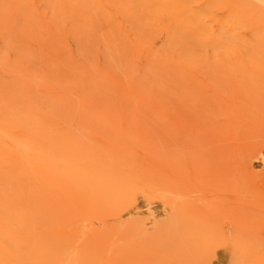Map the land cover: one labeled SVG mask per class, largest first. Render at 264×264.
I'll list each match as a JSON object with an SVG mask.
<instances>
[{
  "label": "rangeland",
  "instance_id": "rangeland-1",
  "mask_svg": "<svg viewBox=\"0 0 264 264\" xmlns=\"http://www.w3.org/2000/svg\"><path fill=\"white\" fill-rule=\"evenodd\" d=\"M157 1L121 0L132 10L128 19L95 0L51 45L39 46V25L28 17L39 1L23 0L21 10L12 0L10 24L0 21V91L11 94L2 117L27 124L38 96L56 99L62 123L34 126L44 146L116 180L124 202L112 228L69 216L67 204L45 197L59 208L50 212L55 219L69 221L53 231L81 264H264V80L240 67L232 73L229 63L221 68L217 54L227 49L194 26L171 36L168 24L153 23L161 19ZM15 7L25 34L14 24ZM42 12H49L43 2ZM110 12L113 32L102 21ZM111 32L113 48L105 42ZM245 39L264 49V32ZM89 232L93 244L81 241Z\"/></svg>",
  "mask_w": 264,
  "mask_h": 264
},
{
  "label": "bare ground",
  "instance_id": "bare-ground-1",
  "mask_svg": "<svg viewBox=\"0 0 264 264\" xmlns=\"http://www.w3.org/2000/svg\"><path fill=\"white\" fill-rule=\"evenodd\" d=\"M11 1H5V5L1 4L0 7V21L4 22L5 26L10 24ZM16 1L21 2L19 7L22 10L23 0ZM38 1L39 7L35 12H30L28 17H33L37 21V27L39 25V46L51 45L53 35L66 29L65 22L76 23L82 11L89 12L95 4V0ZM120 1L105 0L110 4L107 6L108 10L113 8L120 16L130 19L132 10L124 8ZM191 1L192 3L158 0V16H161V19H155L153 23H158L159 26L168 24L164 25L165 31L171 36L183 33V26H194L197 32L208 39L211 37L214 42L224 45L227 49L225 53L217 54L222 59L219 62L221 68L225 67V63H229L232 73L234 67H240L264 80V49L256 52L257 47L245 39L264 32V0ZM42 2L46 3L49 12H42ZM197 3L198 6H195ZM219 13H223V19L215 20L209 29L204 28L206 22L213 21ZM108 15L109 19L104 15L102 21L111 28L115 15L113 12ZM13 18L18 31L25 34L27 25L21 23L25 17L22 11L18 12L17 7L14 8ZM93 19L90 14V20ZM109 30L112 31V28ZM112 32L105 37V42H109L110 48L117 46ZM239 32L244 33L245 38H242ZM134 43H138L137 39ZM249 45L252 50L248 49ZM232 73L230 75L233 77ZM0 94V174L3 171V175L12 174L16 179H21V186H17L15 181H5L2 174L0 176V264H81V254L53 231V227L69 221H60L58 217L61 214L56 220L50 212L53 210L58 213L59 208L55 212L52 203L46 204V198L60 202V206L67 204L65 206L69 216L71 214L83 218L85 215L88 221L83 222H99L106 228H112L110 226L113 224L118 204L122 205L124 200L115 195L117 182L110 177L108 169L99 171L93 162H78L79 160H75L71 154L67 160L66 151L58 150L54 145L51 148L44 146L43 134L38 132L37 135L34 126L44 123L46 125L48 121L49 126L62 123L56 99H52L48 104L38 96V102L34 100L36 104H33L30 113L23 117L27 118L28 123L25 124L26 121L22 120L21 124H17L18 122L9 120L6 116L2 117L1 111L11 105V94L6 95L4 91H0ZM88 157L94 158L92 153ZM94 238L95 234L89 232L82 235L81 241L86 240L88 244H93ZM105 241L110 243V248L106 250L109 255L112 239L107 238ZM87 253L89 255L86 257L92 256L88 251ZM91 263L88 261V264ZM104 264L113 263L107 260Z\"/></svg>",
  "mask_w": 264,
  "mask_h": 264
}]
</instances>
